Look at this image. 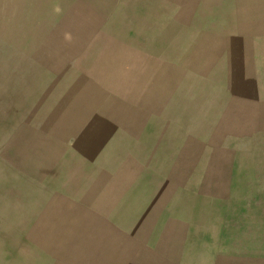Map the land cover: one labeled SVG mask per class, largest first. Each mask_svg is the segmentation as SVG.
Wrapping results in <instances>:
<instances>
[{"label": "rangeland", "instance_id": "374dc122", "mask_svg": "<svg viewBox=\"0 0 264 264\" xmlns=\"http://www.w3.org/2000/svg\"><path fill=\"white\" fill-rule=\"evenodd\" d=\"M0 264H264V0H0Z\"/></svg>", "mask_w": 264, "mask_h": 264}]
</instances>
